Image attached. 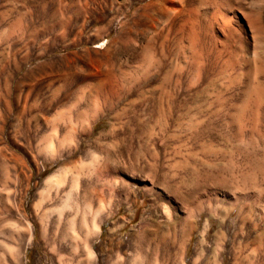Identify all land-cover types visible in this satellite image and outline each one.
Wrapping results in <instances>:
<instances>
[{
	"label": "rangeland",
	"instance_id": "rangeland-1",
	"mask_svg": "<svg viewBox=\"0 0 264 264\" xmlns=\"http://www.w3.org/2000/svg\"><path fill=\"white\" fill-rule=\"evenodd\" d=\"M0 264H264V0H0Z\"/></svg>",
	"mask_w": 264,
	"mask_h": 264
},
{
	"label": "bare ground",
	"instance_id": "bare-ground-1",
	"mask_svg": "<svg viewBox=\"0 0 264 264\" xmlns=\"http://www.w3.org/2000/svg\"><path fill=\"white\" fill-rule=\"evenodd\" d=\"M218 14V13H217ZM220 18V17H219ZM220 21V20H219ZM58 175L52 176L50 179L47 180L46 185H50L51 183L54 182L57 179ZM46 190V189H45ZM52 190V189H51ZM46 194V193H45ZM46 200V199H45Z\"/></svg>",
	"mask_w": 264,
	"mask_h": 264
}]
</instances>
